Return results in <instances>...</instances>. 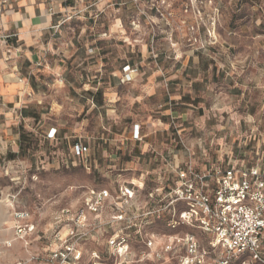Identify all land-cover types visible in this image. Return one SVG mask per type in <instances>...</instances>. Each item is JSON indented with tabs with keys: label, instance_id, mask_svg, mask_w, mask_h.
<instances>
[{
	"label": "rangeland",
	"instance_id": "obj_1",
	"mask_svg": "<svg viewBox=\"0 0 264 264\" xmlns=\"http://www.w3.org/2000/svg\"><path fill=\"white\" fill-rule=\"evenodd\" d=\"M118 1L66 17L34 72H0V92L21 86L18 105L0 96V242L13 241L0 264L28 254L31 264H178L184 253L166 236L191 232L202 246L207 237L168 229L167 209L153 213L147 195L167 185V151L183 160L190 148L201 167L231 154L253 162L264 148V0ZM120 186L132 199H116ZM90 189L112 194L95 213ZM15 213L34 226L24 239ZM119 214L130 224L112 220ZM121 238L120 249L110 244Z\"/></svg>",
	"mask_w": 264,
	"mask_h": 264
},
{
	"label": "built area",
	"instance_id": "obj_2",
	"mask_svg": "<svg viewBox=\"0 0 264 264\" xmlns=\"http://www.w3.org/2000/svg\"><path fill=\"white\" fill-rule=\"evenodd\" d=\"M133 2L137 4L139 0ZM136 72L137 69L130 66L123 68L124 75L129 78ZM130 136L134 142L141 139L139 125L133 126ZM182 149L183 160L176 158L173 150L167 151L162 158L169 169L170 177L166 181H172V184L147 195L156 206L153 213L157 219L162 215V208L167 209L168 229H196L207 237L206 246H202L191 232L182 237L166 236L170 247L177 245L184 253L179 257L178 264H264L263 150L255 149L257 158L253 162L246 161L245 157L237 159L231 155L225 161H217L214 165L205 164L197 169L192 162L190 148ZM71 151L76 157L88 160V148L82 143L76 142ZM132 197L133 191L127 186H120L116 192V199L119 200L129 201ZM111 198L112 194L106 189H90L86 206L95 213ZM14 217L17 220L13 228L15 237L24 239L30 236L34 226L21 223L28 215L15 213ZM80 218L77 217L75 224L82 225L83 220ZM112 220L130 224L122 214L112 216ZM121 241L114 240L110 244L116 243L120 249L124 238ZM12 243V240L0 242V254L10 249ZM155 243L150 239L146 247L152 248ZM25 245H28L26 241ZM170 247L167 246L164 252H169ZM213 250L217 251L214 259L211 257ZM60 256L64 257L62 254ZM37 260V256L28 254L25 260L13 264H31Z\"/></svg>",
	"mask_w": 264,
	"mask_h": 264
},
{
	"label": "crops",
	"instance_id": "obj_3",
	"mask_svg": "<svg viewBox=\"0 0 264 264\" xmlns=\"http://www.w3.org/2000/svg\"><path fill=\"white\" fill-rule=\"evenodd\" d=\"M118 2V0H0V72H4L6 68L18 71L23 63L34 72L36 62L40 64L49 50L52 41H49V35L56 34L57 31L63 35L62 30L68 25L65 24L68 22L64 23L66 17L79 12L92 14L95 9L108 10L113 4L118 5ZM82 25L83 28L90 30L89 26L84 23ZM82 25H79L80 28ZM71 36L74 38L75 34L72 33ZM4 86L8 91L0 92V96L18 105L21 86L14 81Z\"/></svg>",
	"mask_w": 264,
	"mask_h": 264
},
{
	"label": "trees",
	"instance_id": "obj_4",
	"mask_svg": "<svg viewBox=\"0 0 264 264\" xmlns=\"http://www.w3.org/2000/svg\"><path fill=\"white\" fill-rule=\"evenodd\" d=\"M256 149V148H255ZM260 149H262L263 150V152H264V148H260ZM202 151H204V149H201ZM232 156H234V157H237L236 155H233V154H231ZM230 155V156H231ZM256 155V154H255ZM245 156H242L241 157V159H243ZM226 159H224L223 161H225ZM215 163H217V161H215V162H212V163H203L202 164V166L201 167H198L196 164H194L195 165V167L197 168V169H200V168H202L203 167V165H205V164H207V165H214ZM166 183H167V185L165 186V187H167L168 185H170V184H172V181H166Z\"/></svg>",
	"mask_w": 264,
	"mask_h": 264
},
{
	"label": "bare ground",
	"instance_id": "obj_5",
	"mask_svg": "<svg viewBox=\"0 0 264 264\" xmlns=\"http://www.w3.org/2000/svg\"><path fill=\"white\" fill-rule=\"evenodd\" d=\"M6 222H8V220H4V221H2L1 223H0V226L2 225V224H4V223H6ZM9 225V224H8ZM5 226V225H4ZM2 228H3V226H1ZM0 227V228H1Z\"/></svg>",
	"mask_w": 264,
	"mask_h": 264
}]
</instances>
